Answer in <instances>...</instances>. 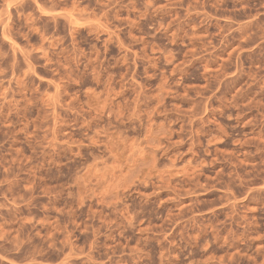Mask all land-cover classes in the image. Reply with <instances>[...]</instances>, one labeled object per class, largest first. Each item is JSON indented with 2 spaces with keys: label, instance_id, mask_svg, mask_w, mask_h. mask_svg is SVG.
Here are the masks:
<instances>
[{
  "label": "rangeland",
  "instance_id": "1",
  "mask_svg": "<svg viewBox=\"0 0 264 264\" xmlns=\"http://www.w3.org/2000/svg\"><path fill=\"white\" fill-rule=\"evenodd\" d=\"M0 264H264V0H0Z\"/></svg>",
  "mask_w": 264,
  "mask_h": 264
}]
</instances>
